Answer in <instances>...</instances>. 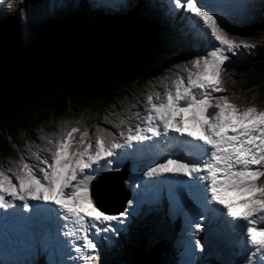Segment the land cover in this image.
Masks as SVG:
<instances>
[{
  "label": "snow or ice",
  "instance_id": "obj_1",
  "mask_svg": "<svg viewBox=\"0 0 264 264\" xmlns=\"http://www.w3.org/2000/svg\"><path fill=\"white\" fill-rule=\"evenodd\" d=\"M20 2L0 0V15L20 9ZM168 12L182 14L203 38V54L164 69L155 84L146 81L141 99L113 114L115 122L109 123L115 131L98 124L90 130L82 117L63 121V127L41 137L42 147L26 148L27 160L18 153V159L0 164V210L22 230L24 255L59 252L72 259L75 253L82 264H97L93 237L118 235L137 201L128 199L123 210L108 213L91 195L92 181L117 169L125 157L147 152L159 160L137 181L147 178L144 187L152 189L154 200L166 195L170 214L184 215L185 264L204 251L201 239L192 237L206 225L209 231L218 225L239 231V264H264V109L238 107L227 96L214 95L226 91L223 73L231 56L256 45L232 38L207 0H168ZM20 19L23 23V9ZM161 136L163 144L154 139Z\"/></svg>",
  "mask_w": 264,
  "mask_h": 264
},
{
  "label": "trees",
  "instance_id": "obj_2",
  "mask_svg": "<svg viewBox=\"0 0 264 264\" xmlns=\"http://www.w3.org/2000/svg\"><path fill=\"white\" fill-rule=\"evenodd\" d=\"M63 1L66 8L58 5ZM157 8L144 4L129 11L127 20L106 19L75 12L68 0L54 4L41 0L35 5L22 0L23 23L20 9L10 10L1 21L5 29L0 25V159H18L17 154L24 153L27 160V147H42L41 137L63 127V121L78 117L90 130L98 124L115 131L109 123L115 122L113 114L127 111L134 99L140 100L146 81L157 83L153 78L164 69L199 54L201 45L193 31L176 22L171 27L164 21L166 6ZM243 71V89L260 82L264 49L260 60L245 65ZM70 107L75 116H66ZM21 132L26 144L20 139ZM127 228L136 232L134 225ZM145 231L141 228L128 241L122 232L123 238L117 235L118 244L106 252L107 263L179 262L177 253L171 260L166 257L172 252L166 240L148 244Z\"/></svg>",
  "mask_w": 264,
  "mask_h": 264
},
{
  "label": "rangeland",
  "instance_id": "obj_3",
  "mask_svg": "<svg viewBox=\"0 0 264 264\" xmlns=\"http://www.w3.org/2000/svg\"><path fill=\"white\" fill-rule=\"evenodd\" d=\"M68 1L70 5L74 7L75 12L78 10H81V11H85L87 15L97 14V15H101V17L106 18V19L122 18L123 20H127L128 16L130 15L128 14V12L131 11L133 8H139L145 4V5H152L156 8L158 7L157 10H159L161 9L160 8L161 5L163 4L166 6V9H167L166 15L163 14L165 15L164 21L169 23L171 27L174 26L173 23L176 22L180 25V28L182 29L188 28L192 30L193 31L192 34L194 38L196 39L197 44L201 45V47L197 48V50L200 51L199 54H203V50L205 47L203 38L199 36L195 32L194 29H192L191 27L187 25V23L181 18L182 14L172 15L168 12V0H68ZM217 1L214 2L213 5L216 8H221L225 12V18H231L229 14L233 11H231L230 7L223 5L224 3L223 1H222L223 3H219ZM51 2L52 4H54V3H57V0H51ZM208 3L210 4V2ZM77 4H79V8L76 6ZM58 5H60L61 7H65V8L67 7V3L65 1L59 2ZM9 12L11 11L9 10ZM241 13L242 12H238L236 14H241ZM218 14L220 15V13ZM260 14H261V17L264 18V11H260ZM15 15L16 14L14 12L12 13L11 17L13 18L15 17ZM3 17H5V15H0V25H1V28L5 29L6 25L1 24ZM234 19L231 21H235ZM259 21L260 19L257 20V22ZM257 22L248 21L246 23V26H248L250 30L253 29L251 30L252 33L248 39L251 42H256L257 43L256 47L251 50H247L248 55H249L248 57H241L240 59H234L233 56H231L230 61L227 62L226 70L223 73V85L222 86L224 89H226V91L220 93L219 95L226 94L225 96H229V99H232V101L233 100L236 101L237 102L236 104H238V106L239 105L242 106V103L243 104L248 103V104H252V106L254 105L257 108H261V107L264 108V74L260 78V82L254 84L251 87L243 89V87H241L240 85L241 80L243 79L242 77H245L243 67L247 64L256 63L262 57V49H264V24L260 26V24ZM236 28H239V26H236ZM240 29L241 30L239 31H232L231 29H229V32L232 33V35L234 33L236 35V38L237 36L238 38H240L244 34H246L245 28L243 29L242 27H240ZM253 36L257 38L254 40L252 38ZM230 66H237V71L231 75L229 71L232 69V67ZM75 115L76 114L74 113L73 108L70 107V109L67 110L66 116L72 117ZM49 122H51L50 118L47 120V123ZM20 139H22L26 144L27 141H26V136L24 132H21ZM157 139H159L161 141V144H163V140H164L163 136ZM4 160H5L4 158L0 159V164H3ZM147 164L149 165H145L144 167L140 164H128V172H129L128 174L129 176H131L130 179L133 181V184H135V186H142L144 185V182L147 180V178H143L142 176H140L139 181H137V175L139 173H142V171H145L147 167L152 164V162L147 163ZM126 181L127 179L125 180V182ZM136 192L137 191L135 189L131 194V198L137 201V204L135 205V213L128 221V225L129 224L134 225V230L136 232L132 233L128 231V228L126 227L119 232L118 236H120V238H123V236L120 235V233L122 232L123 234L127 235L124 238V240L128 241L130 239L129 237H136L135 235L141 232V228H145L146 231L144 235L146 237L148 244H153L157 242L159 239L166 240L169 243L170 247H172L171 254L170 255L166 254V257L168 258V260H171L173 255L177 253V256L179 257V262L177 264H185V261H187L189 257L186 254V250H185L187 232H186V222H185L184 215H178L177 212H172L170 214L169 205L166 203V204H160L159 207H157V208H160V211L157 210L155 214L152 213L151 215L152 217L145 216L144 213L138 216L137 211L139 210V208H141L142 209L141 211L143 212H147V209L146 208L143 209L144 207H142V203L139 202V200L135 197ZM206 228H207V225L205 226V230ZM226 228H227L226 231L228 232L230 231L234 235V231L232 232L230 228L228 227ZM116 236L117 235L112 236L111 239H105L104 236L93 237L98 244L97 264H108L107 263L108 256L106 252L107 250H110L112 246H115L116 244H118L119 240L117 239ZM235 236H239V235L235 234ZM192 239L194 242L195 237L193 236ZM237 239L240 240L241 239L240 236L239 238L237 237ZM237 239L234 238V236L231 238L232 241L236 240V242L239 243ZM217 248H219V251L221 250L220 247H218V245H217ZM221 248L223 249L224 246ZM208 249L209 247L205 246L204 251L202 253H198L197 255L192 257L191 259L193 261V264H205V262H209V260L211 259L216 260V261L214 260L215 264H221L220 259L222 258V255L224 254L220 253L221 254L220 258L219 260H217L218 254L215 253L210 256ZM225 250L226 248L223 249L224 253H225ZM0 260L10 261V260H17V258L10 259L9 257H7L6 254L0 252ZM19 261H21V264H24L25 261H29V262L36 261L37 264H50L51 259L49 255H46L44 257H37L35 255V256L27 257L23 261L22 260H19ZM78 263L82 264V261L74 262V264H78ZM64 264H67V263L65 262Z\"/></svg>",
  "mask_w": 264,
  "mask_h": 264
},
{
  "label": "bare ground",
  "instance_id": "obj_4",
  "mask_svg": "<svg viewBox=\"0 0 264 264\" xmlns=\"http://www.w3.org/2000/svg\"><path fill=\"white\" fill-rule=\"evenodd\" d=\"M208 2H213V0H207ZM216 1V0H215ZM220 1H223L225 4L224 5H226V6H228V7H230V9H231V11H233V12H231L230 13V16H231V18H235L234 20L235 21H232V22H228L229 23V25L231 26V28H234V26H239V27H242L243 29L245 28L246 29V34H244L242 37H240V38H238V36H237V38H236V35L233 33V35H232V33H230V36L232 37V38H234V39H237V40H239V39H244V40H246L248 43H250V44H255V45H257V43L256 42H251L248 38L251 36V33H252V31L251 30H253V29H249L248 28V26H246V23L248 22V21H251V22H253V21H256L257 22V20H259L260 19V21L259 22H257V23H259L260 24V26H262L263 24H264V18L263 17H261V14H260V11L261 10H263L264 9V0H234V2H232V1H229V0H220ZM240 2L241 3H243L244 4V6H246V11H247V13H245L244 11H243V9L241 8V4H240ZM214 8L217 10V12L218 13H220V16L222 17V18H225V12L221 9V8H216L215 6H214ZM238 12H242L241 14H236V13H238ZM226 28L229 30L230 28H228V24L226 25ZM254 31H255V29H254ZM254 35V34H253ZM254 40L257 38V37H255V36H253L252 37ZM249 55H248V51L247 50H241L237 55H235V56H233V58L234 59H240L241 57H248ZM230 61V60H229ZM232 62V61H231ZM214 94H220V93H214ZM223 95V94H222ZM224 95H226V94H224ZM228 97V100L231 102V103H234L235 105H237L238 106V104H236L237 102L236 101H232V99H229V96H227ZM253 102V101H252ZM248 105H251L252 106V104H243L242 103V106H248ZM240 106V105H239ZM238 106V107H239ZM254 106V105H253ZM255 107V106H254ZM257 108V107H256ZM257 109H264L263 107H261V108H257ZM157 139V138H156ZM124 166H125V168H124ZM128 163L127 162H125V161H120L119 162V164H118V166H117V169H113V170H111V172H120V171H123V170H125V171H128ZM129 173V172H128ZM130 177L131 176H129V174H126V178H125V180L127 179V181L129 180L131 183H130V185L131 184H133V181L130 179ZM128 185H129V183H128ZM140 187V186H139ZM138 194V193H137ZM134 197V196H133ZM127 206V205H126ZM219 226V225H218ZM221 229H222V233L221 234H219V235H217L216 233H213L212 231H209L207 228H206V230L205 231H203V232H201L200 234H203V233H205V232H207V231H209V233H210V236H215V239H214V241H215V244L216 245H218V247H220V251H222L223 252V254H224V256L226 257V262L228 263V264H239V260H241L240 258L242 257V255H243V253H242V245L240 244V243H238V242H236V240H231V238L234 236V238H236L237 239V237L239 238V231H234V235L229 231H226V226H219ZM230 230H232V229H230ZM232 232H233V230H232ZM199 234V235H200ZM235 234H238L239 236H235ZM241 238V237H240ZM219 240V241H218ZM238 240V239H237ZM221 245V246H220ZM208 246V245H207ZM224 246V248H226V250H225V253H224V251H223V249L221 248V247H223ZM218 250H219V248H218ZM70 256L72 257V259H68V257H66V256H64V257H62V260L64 261V263L66 262L67 264H74V262L75 261H80L78 258H77V256H76V254L75 253H70ZM29 259V258H28ZM61 260V259H60ZM79 264V263H78Z\"/></svg>",
  "mask_w": 264,
  "mask_h": 264
},
{
  "label": "water",
  "instance_id": "obj_5",
  "mask_svg": "<svg viewBox=\"0 0 264 264\" xmlns=\"http://www.w3.org/2000/svg\"><path fill=\"white\" fill-rule=\"evenodd\" d=\"M41 0H24L25 3L35 5ZM127 171L102 173L92 183V195L96 204L104 211L116 213L125 207L129 195L125 190L124 179Z\"/></svg>",
  "mask_w": 264,
  "mask_h": 264
}]
</instances>
